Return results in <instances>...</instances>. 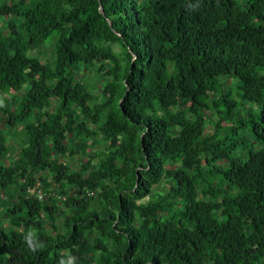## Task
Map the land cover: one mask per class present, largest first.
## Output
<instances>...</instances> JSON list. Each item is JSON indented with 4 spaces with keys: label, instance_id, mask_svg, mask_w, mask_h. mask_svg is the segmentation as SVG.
<instances>
[{
    "label": "trees",
    "instance_id": "obj_1",
    "mask_svg": "<svg viewBox=\"0 0 264 264\" xmlns=\"http://www.w3.org/2000/svg\"><path fill=\"white\" fill-rule=\"evenodd\" d=\"M0 264H264V0H0Z\"/></svg>",
    "mask_w": 264,
    "mask_h": 264
},
{
    "label": "rangeland",
    "instance_id": "obj_2",
    "mask_svg": "<svg viewBox=\"0 0 264 264\" xmlns=\"http://www.w3.org/2000/svg\"><path fill=\"white\" fill-rule=\"evenodd\" d=\"M49 41H53V39L52 38H49L48 39ZM53 44H54V42H53ZM51 50V46H50V44H46L45 46H43V47H40L39 49H38V51L37 50H35V51H33V53H35L36 51L38 52V53H40V58H41V60L42 59H44L45 57H47V56H49V51ZM36 52V53H37ZM80 78H87L86 79V81H87V86H88V90L91 92V93H93V95H95V97H97L98 98V96H99V92L100 91H97L96 90V86L97 85H101V81H102V79L99 77V78H96V73H95V71L94 70H91V71H88V70H83V73L80 75ZM89 79V80H88ZM97 79H99L98 81H97ZM100 81V82H99ZM232 97L234 98V100L238 103V110L241 112V113H245L247 110H249V109H256V106L255 105H252L251 103H249V102H247V101H243L242 102V100H241V98L237 95V92H236V90L234 89V87H232ZM243 104L245 105V107L243 108ZM209 117H210V119H213V115L212 114H207ZM10 137H11V139H10V141H9V143H10V145H11V147H10V151H12V150H14V149H16L15 148V140L16 141H19L18 139H20V137H13V136H11V134L9 135ZM249 137H250V135H249ZM250 139H252V137H250ZM254 145L253 146H255V147H258L260 144L259 143H257L256 141H254L253 140V142H252ZM17 145V144H16ZM14 153V152H13ZM67 160H68V163H69V165L70 166H77V165H79V163H78V161H81V158H80V156L79 155H76V154H74V155H67ZM167 185V183H164V182H160L157 186V188H164L165 186ZM50 189L52 190H55V187L52 185V186H50Z\"/></svg>",
    "mask_w": 264,
    "mask_h": 264
},
{
    "label": "built area",
    "instance_id": "obj_3",
    "mask_svg": "<svg viewBox=\"0 0 264 264\" xmlns=\"http://www.w3.org/2000/svg\"><path fill=\"white\" fill-rule=\"evenodd\" d=\"M51 191L46 190L39 183V181H35L33 184H28V186H27V192L39 201L44 200ZM72 192L74 194H77L78 190L75 188L72 190ZM80 193H84L86 196L92 197L95 194V190H93L91 188H84V189H81ZM55 196H57V198H59V199L62 198L60 194H57Z\"/></svg>",
    "mask_w": 264,
    "mask_h": 264
},
{
    "label": "water",
    "instance_id": "obj_4",
    "mask_svg": "<svg viewBox=\"0 0 264 264\" xmlns=\"http://www.w3.org/2000/svg\"><path fill=\"white\" fill-rule=\"evenodd\" d=\"M100 11L103 13V9H102V7H101V5H100ZM108 22H109V24H110V21L108 20Z\"/></svg>",
    "mask_w": 264,
    "mask_h": 264
}]
</instances>
